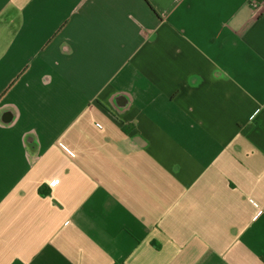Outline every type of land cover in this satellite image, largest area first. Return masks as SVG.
I'll return each mask as SVG.
<instances>
[{
  "label": "crops",
  "instance_id": "obj_1",
  "mask_svg": "<svg viewBox=\"0 0 264 264\" xmlns=\"http://www.w3.org/2000/svg\"><path fill=\"white\" fill-rule=\"evenodd\" d=\"M0 264H264V7L0 0Z\"/></svg>",
  "mask_w": 264,
  "mask_h": 264
},
{
  "label": "built area",
  "instance_id": "obj_2",
  "mask_svg": "<svg viewBox=\"0 0 264 264\" xmlns=\"http://www.w3.org/2000/svg\"><path fill=\"white\" fill-rule=\"evenodd\" d=\"M251 6L255 10L262 9L264 7V0H251Z\"/></svg>",
  "mask_w": 264,
  "mask_h": 264
}]
</instances>
